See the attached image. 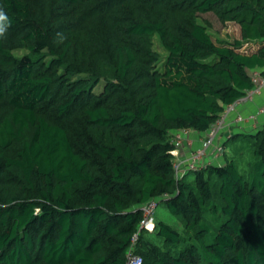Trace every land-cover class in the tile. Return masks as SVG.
Masks as SVG:
<instances>
[{
  "label": "trees",
  "instance_id": "1",
  "mask_svg": "<svg viewBox=\"0 0 264 264\" xmlns=\"http://www.w3.org/2000/svg\"><path fill=\"white\" fill-rule=\"evenodd\" d=\"M0 13V264H126L152 199L182 229L141 230V264H264V129L192 181L170 154L172 132L207 130L251 70L264 76V0H0ZM206 13L240 39L215 43Z\"/></svg>",
  "mask_w": 264,
  "mask_h": 264
},
{
  "label": "built area",
  "instance_id": "2",
  "mask_svg": "<svg viewBox=\"0 0 264 264\" xmlns=\"http://www.w3.org/2000/svg\"><path fill=\"white\" fill-rule=\"evenodd\" d=\"M249 76L252 88L246 90L242 97L225 106L207 130L181 129L172 132L173 149L170 154L173 157L176 181L209 165H223L226 141L232 139L244 126L256 127L260 119L264 124V105H257L253 111L247 113L240 110L242 107L255 103L264 94V76L261 71L251 70ZM157 203V199H152L142 206L143 218L132 236L126 264H141V258L134 254V245L141 230L149 233L154 230L152 215Z\"/></svg>",
  "mask_w": 264,
  "mask_h": 264
},
{
  "label": "rangeland",
  "instance_id": "3",
  "mask_svg": "<svg viewBox=\"0 0 264 264\" xmlns=\"http://www.w3.org/2000/svg\"><path fill=\"white\" fill-rule=\"evenodd\" d=\"M198 20L202 24H207L208 32L210 33L212 40L215 43L226 42L233 43L235 40L240 39V27L233 22L220 23L218 18L213 13H206L198 15ZM256 48L255 44H244L241 49L242 52H250ZM154 49L161 55L162 59L165 57V53L161 48L157 39L154 41ZM244 49V50H243ZM27 51L24 49L15 51L17 56H22ZM104 87V81L101 80L100 83L94 88L93 92L95 94H100ZM243 136H237L234 139H230L225 143V153L224 158H230L232 155V149L240 144ZM194 178V173H190L187 176V181H192ZM153 223L157 224L163 222L177 230L182 229V224L180 218L172 216L163 200L158 201L156 208L153 211Z\"/></svg>",
  "mask_w": 264,
  "mask_h": 264
},
{
  "label": "crops",
  "instance_id": "4",
  "mask_svg": "<svg viewBox=\"0 0 264 264\" xmlns=\"http://www.w3.org/2000/svg\"><path fill=\"white\" fill-rule=\"evenodd\" d=\"M264 105V94L258 98L255 103H252V104H249L247 105L246 107H242L240 110L243 111L244 113H247V112H250V111H253L255 109V107L257 105ZM256 127H253V126H244L243 129L239 130L237 132V134H251V133H257L255 132L256 130L259 131L261 129H264V124H263V121L262 119L258 120V122L256 123Z\"/></svg>",
  "mask_w": 264,
  "mask_h": 264
},
{
  "label": "clouds",
  "instance_id": "5",
  "mask_svg": "<svg viewBox=\"0 0 264 264\" xmlns=\"http://www.w3.org/2000/svg\"><path fill=\"white\" fill-rule=\"evenodd\" d=\"M4 19H5L4 15L2 13H0V21H2ZM3 33H4V29L2 27H0V35H3Z\"/></svg>",
  "mask_w": 264,
  "mask_h": 264
}]
</instances>
